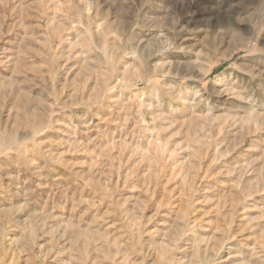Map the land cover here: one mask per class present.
<instances>
[{
  "label": "rangeland",
  "instance_id": "rangeland-1",
  "mask_svg": "<svg viewBox=\"0 0 264 264\" xmlns=\"http://www.w3.org/2000/svg\"><path fill=\"white\" fill-rule=\"evenodd\" d=\"M0 264H264V0H0Z\"/></svg>",
  "mask_w": 264,
  "mask_h": 264
}]
</instances>
